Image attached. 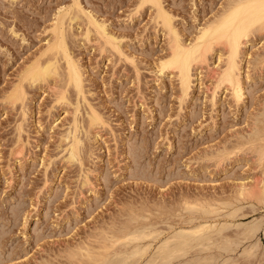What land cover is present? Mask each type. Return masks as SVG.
Returning <instances> with one entry per match:
<instances>
[{
  "label": "rangeland",
  "instance_id": "1",
  "mask_svg": "<svg viewBox=\"0 0 264 264\" xmlns=\"http://www.w3.org/2000/svg\"><path fill=\"white\" fill-rule=\"evenodd\" d=\"M141 1L0 0V264H81L83 258L69 257L71 250L86 244L101 250L96 237L128 218L132 225L147 222L159 235L145 241L152 243L150 252L173 231L225 222L233 246L196 248L189 257L264 264V203L239 195L244 185L264 186V158L255 148L262 142L254 141L253 148L247 139L264 112V60L252 58L264 54V32L243 48V99L237 101L230 86L216 89L221 44L208 53V62L194 65L184 95L177 70L161 67L171 46L157 10ZM162 1L187 44L229 3ZM76 2L86 15L67 18L64 27L84 74V93L67 85V62L60 56L59 75L35 84L24 80L32 62L51 58L57 14ZM89 14L107 35L92 28ZM17 85L26 94L13 104L8 97ZM61 91L68 102L58 101ZM93 110L101 121L91 125ZM74 138L81 141L80 161L68 158ZM193 201L207 202L211 211H190ZM255 222L262 224L253 238L241 233Z\"/></svg>",
  "mask_w": 264,
  "mask_h": 264
},
{
  "label": "bare ground",
  "instance_id": "2",
  "mask_svg": "<svg viewBox=\"0 0 264 264\" xmlns=\"http://www.w3.org/2000/svg\"><path fill=\"white\" fill-rule=\"evenodd\" d=\"M141 2H142L141 3L142 6L145 5L146 3H149L152 7L156 8L157 10L156 11L157 13L156 18L158 20L157 22H159L160 25H162L163 29L166 31L169 37V44L171 46L170 47L171 52L170 54L168 53L169 55L167 54L168 56L164 60H162L161 67H162V70H165V69L172 70V71L177 70V75H178L177 77L179 79L180 88L184 95L188 94V91L191 88L194 65L196 64L201 65L205 62H208V59H207L208 58L207 56L209 55L208 53H211V51L214 50L215 45L217 46L221 44V46L223 45L224 47V53L219 56L220 63L218 65V69L214 70L215 74L217 75L216 76L217 77L216 89L222 87L223 85L224 86L227 85V87L230 86L228 88H232V91H233L232 93H234L233 94L234 98L237 101H240L241 99H243L242 97L244 93H243V88H242L241 79H240V71H241L240 64L242 61L241 55L243 53V48L247 46V44L250 42L251 36L255 35L256 32L257 33L264 32V0H229L228 1L229 3H227V5L224 6V9L220 12V14L216 15V17H213L211 21H209L202 29H200L195 41L189 44L183 41L180 30L176 28L173 22V16L165 9V7L163 6L162 0H142ZM84 14H85L84 9L77 2L75 3V6H73V8L64 9V11L57 14L58 16L56 18L57 19L56 23L53 24V36H54L52 37L53 41L51 40V42L48 43L49 51L47 52L50 54L51 58L48 59L46 62H44V60L43 62L39 60L34 63L32 62V64H30V66L24 72V76H23L24 80H27V81L29 80L31 84H35L41 81L44 82L48 80V78L50 77L59 75L61 72H59L60 67L57 63L58 62L57 60L59 59V56H60L61 58H64L67 62V67L65 71L66 73L63 71L65 74V75L63 74L64 78L68 80L67 82V80L65 79L66 83H68L67 85L68 86L73 85V87H75V90L77 89L76 90L77 94L78 92L81 93L84 91L83 90L84 88L83 87V75L84 74L78 62L74 60V58L72 57L70 53V50L68 47L69 40H68L67 32L65 31L66 26L64 27L68 19L74 20V19L80 18L81 16H84ZM89 15L87 16V18H89ZM95 19L96 18L95 17L93 18L92 16L91 20L90 19H87V20L88 22L90 20L91 25L93 24L92 28L94 25H96V27L101 30L103 36L107 35L106 27H104V25L100 24ZM90 27L91 26H89V28ZM89 30H88L89 31L88 36H89V33L91 32V29ZM109 40L110 39H108L106 42H110ZM106 42L104 44H106ZM262 48L264 50V47ZM46 54L47 53H45L44 55ZM256 54L257 55L252 57L254 58L255 63H257L258 61L262 59L264 60V54L262 55L258 53ZM223 56H225L224 59H223ZM65 92L64 91L60 92L59 97H58L60 100L58 101H61V99L67 98V95L65 94ZM24 94L26 93H25L23 86L17 85L16 88L9 95L8 99L10 102L14 104L18 100H21ZM67 99L65 101L68 102ZM262 109L264 110V107H262ZM261 113L262 112H260L259 114ZM262 115L264 116V112L262 113ZM262 115H256L258 116V118L255 117L256 122L255 124L253 123L254 125H252V127L250 128V131H248L249 137L247 138L248 141H250L251 143H253L254 141L261 140L262 143L259 142L261 146L258 145V142H255L256 147L254 146L256 149L258 148L257 149L258 153H256V154H259L257 155L258 159L264 158V145H262L264 143V139H263L264 138L263 136L264 125H262V123L264 124V118L263 120L259 118ZM100 121H101V117L99 116V114H97L93 110L90 116L91 125L98 124ZM261 136H263L262 137L263 140L261 139ZM246 137L247 135L245 136V138ZM247 139L245 140L248 143ZM250 142L248 143V145L251 144ZM242 143L243 141L240 143L241 147H242ZM70 145H71L70 148L68 146L69 160L70 161H76V160L80 161L79 159L82 158V155L80 158V154L82 153V152L80 153V151L82 150L81 141L78 140L77 138H74L73 144L71 143ZM243 145H245V143H243ZM251 145L253 147L254 143ZM18 148H17V151H18ZM246 149L248 150V148ZM250 149L251 151L254 150V149L252 150V148L249 147V150ZM257 150L253 152L255 153L257 152ZM239 192H240L239 195H241V198L243 196L242 199H246V198L252 199L253 198V200L255 199V201L258 200L259 202L264 203V186L260 188L259 190H252V189L247 188L246 185H244L243 187H241ZM194 202L195 201L190 202V203H194ZM202 203L200 201V204H199V201L198 202L196 201L194 203L195 205H192V206L191 204L187 203L186 205L189 204L190 206H187L188 208L187 207L186 208L192 212H197V213H204V212L207 213L209 212V210L211 211V209H208V207L206 206L208 205L206 204L207 202L205 203L206 205ZM229 205H226V206H229ZM142 212L144 213L143 210ZM142 212H137V213H142ZM132 214H134V212ZM227 214L226 216H228ZM136 217H138V215L135 216V218ZM133 218L134 217H132V220ZM128 219L124 221V222L127 221L128 223L122 225L124 223L123 222L121 226L118 227L117 230L115 229V231L110 230V233H109V230H107L108 232L103 230L104 231L103 233L100 232L103 235L97 234L98 237L100 238L96 237L95 241H98L97 245L99 249L101 247L103 249L101 248V250H98V248L95 246V248H97L96 249L97 251H96L95 248L92 247V245L88 244L87 246V244L85 243L86 245H83L85 247L79 245L80 247L79 251L77 249L78 246L76 248V252H75V249L71 250V252H69L70 253L69 257L72 256L73 259L75 258L77 259V257L79 256L83 259H86V260L81 259L82 260L80 261L81 264H138L141 261H145V264H215L212 257L205 258V257L199 256V257L192 259L189 257V255L196 248L198 249V251L208 250L210 252V250L213 247H218V249L220 248V249L228 250L231 246H233L232 241L234 239L233 238L230 239L229 237H226V235L224 234L225 232H223V230L226 228V225H227V224L224 225L225 222L223 223L221 227H218V225H216L215 222H214L215 224L213 223L214 225H211V224L208 225L205 223H203L204 225H201L199 223L201 226L195 223L196 225H198V227L195 226V228L192 227L189 230H187V228L186 229L182 228V230L180 231H173V233H171L166 238L161 240V242L158 243V245H156L155 249L152 252H150L152 249L151 248L152 243L146 244L145 241L148 240L149 237H151L152 239L154 238V240H156L159 235L158 236L157 234L154 235L156 232L154 233L153 228H151L150 226L146 224L147 222L145 223V225L143 224L140 225L142 221L140 222L138 221L136 223V221L134 220L135 221L134 225H132V222H130L131 224H129ZM202 219L204 221L205 218H202ZM137 220H139V218H137ZM141 220L146 221V219H141ZM252 223H250L249 225H245L246 227L244 229L241 228L242 230L241 233L243 235H249L248 238H253V236L257 234V232L261 228L260 224H262L263 221L262 223H258V224H256V222L255 224H252ZM236 237H238V234L236 235ZM101 241H103V245L99 244ZM199 253H203V252H199ZM250 253L255 255V251H251ZM78 260L79 259H77L76 262H78Z\"/></svg>",
  "mask_w": 264,
  "mask_h": 264
}]
</instances>
